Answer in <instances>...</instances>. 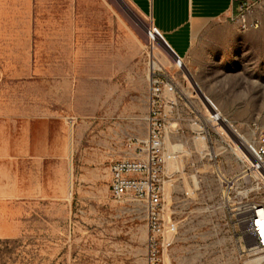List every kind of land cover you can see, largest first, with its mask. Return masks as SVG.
I'll list each match as a JSON object with an SVG mask.
<instances>
[{"label":"rangeland","instance_id":"374dc122","mask_svg":"<svg viewBox=\"0 0 264 264\" xmlns=\"http://www.w3.org/2000/svg\"><path fill=\"white\" fill-rule=\"evenodd\" d=\"M234 16L222 64L240 75L192 78L130 0H0V264H264L231 212L239 195L264 201V189L248 182L228 195L225 179L238 173L196 172L195 158L172 157L156 244L147 205L115 201L109 189L111 163L135 158L146 139L153 73L198 98V81H219L225 119L244 117L237 128L218 122L219 132L227 153L247 160L235 141L264 126V3L249 15L257 27L243 30ZM235 80L244 109L226 89Z\"/></svg>","mask_w":264,"mask_h":264},{"label":"crops","instance_id":"0c3cea01","mask_svg":"<svg viewBox=\"0 0 264 264\" xmlns=\"http://www.w3.org/2000/svg\"><path fill=\"white\" fill-rule=\"evenodd\" d=\"M130 1L142 14L151 19L152 30L156 33L159 31L160 35L157 34L162 35L178 58L184 61V67L190 68L188 76L222 77L225 74L235 75L241 72V69L222 64L228 55V49L224 46L235 39L229 35L231 25L226 20L233 11L231 0ZM209 45L212 48L207 51L205 46ZM163 48L170 53L164 46ZM205 61H212L211 70L205 68ZM171 73L173 78L179 76L174 69ZM183 83L182 89L170 91L164 87L161 94L160 100L166 120L165 148L173 158H195L190 164L196 172H208L214 167L217 172L219 168L224 174L239 173L240 162L233 152L227 153L231 149L230 144L219 132L218 122L224 120L236 127L244 124V117L238 114L231 123L225 119L217 95L219 81L214 82L210 89L202 87L198 81L196 85L201 93L199 98L193 88L184 81ZM240 83L239 80H235L230 83L231 86L226 87L228 92L234 94L232 96L234 109L245 108V92L240 89ZM204 106L213 114L219 111L222 119L213 122L204 113ZM220 156L224 159H219Z\"/></svg>","mask_w":264,"mask_h":264},{"label":"built area","instance_id":"2783aa9c","mask_svg":"<svg viewBox=\"0 0 264 264\" xmlns=\"http://www.w3.org/2000/svg\"><path fill=\"white\" fill-rule=\"evenodd\" d=\"M231 2L233 10L231 15H235L243 30L258 26L257 22H249V15L260 7L264 0H231ZM164 87L170 91L175 89L172 81H164L160 74L153 73L150 78L152 101L146 139L140 141L141 145L135 158L117 160L110 165L111 197L115 201L131 199L147 205L149 224L153 233L151 241L154 244L156 237L162 235L164 231V226L160 222L164 210L162 180L168 161L172 158L164 143L166 120L160 100ZM235 142L247 160L237 157L242 166L237 179H225L228 195L235 191L236 186L248 182L253 184V190L264 189V126L254 124L248 142L243 143L237 136ZM239 198L231 206L232 217L235 223L253 238L254 247L264 249V201H244L241 195ZM171 228L176 229L174 224ZM153 260L156 261V258Z\"/></svg>","mask_w":264,"mask_h":264},{"label":"water","instance_id":"95a60500","mask_svg":"<svg viewBox=\"0 0 264 264\" xmlns=\"http://www.w3.org/2000/svg\"><path fill=\"white\" fill-rule=\"evenodd\" d=\"M165 44H166V49H169V51H171L177 58L178 56L175 54V52L170 48V46L166 43V41L164 40ZM220 123V122H219ZM227 132L230 134V136L234 139V134L231 132V130L226 129Z\"/></svg>","mask_w":264,"mask_h":264},{"label":"bare ground","instance_id":"6f19581e","mask_svg":"<svg viewBox=\"0 0 264 264\" xmlns=\"http://www.w3.org/2000/svg\"><path fill=\"white\" fill-rule=\"evenodd\" d=\"M152 69H155L156 67H157V63H152ZM162 68V67H161ZM244 143H246V142H248V140L245 142V141H243ZM243 155V154H242ZM244 157H246L245 155H244ZM255 249V248H254Z\"/></svg>","mask_w":264,"mask_h":264}]
</instances>
